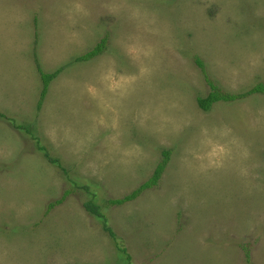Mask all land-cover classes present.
<instances>
[{"label": "rangeland", "instance_id": "rangeland-1", "mask_svg": "<svg viewBox=\"0 0 264 264\" xmlns=\"http://www.w3.org/2000/svg\"><path fill=\"white\" fill-rule=\"evenodd\" d=\"M199 58L263 82L264 0H0V264H264V95Z\"/></svg>", "mask_w": 264, "mask_h": 264}, {"label": "trees", "instance_id": "trees-1", "mask_svg": "<svg viewBox=\"0 0 264 264\" xmlns=\"http://www.w3.org/2000/svg\"><path fill=\"white\" fill-rule=\"evenodd\" d=\"M107 41H108V36L104 37L91 51H89L86 54L78 57L76 60L88 62L92 59L99 57L100 55H102L103 53L106 52ZM196 64L198 65L199 68H201L202 73H204L206 83H208V86L210 88V91L206 96H198L196 98L197 105L203 112H210L213 109V107L219 103L233 104V103L242 101V100H244L250 96L264 95V81L258 82L255 86H253L252 88H250L249 90H247L245 92L233 93V92L225 91L220 86L216 85L213 81L210 80V78L206 74L203 61L200 58L196 59ZM37 69L39 71L41 81L43 84V90L41 93V100H40V103H42L46 94H47V91L49 90L51 83L61 73V69H59L56 72L51 73V74L45 73L42 70V68L39 66L37 67ZM40 106L41 105H39L38 107L40 108ZM2 117H4V116L2 115ZM24 128L26 129V126H19L18 127V129H20V130H22ZM162 155H163V159L157 165V167L153 173L152 178L148 182H145L141 186L140 190L135 191V192L131 193L130 195L125 196L123 199L110 200V204L122 205L125 202H128L130 200L135 199L141 190H145V189L151 187L152 185H155V183L158 182V180L162 176L163 171L167 167V164H168L169 159H170V151L164 150V151H162ZM51 161H53L55 163L54 160H51ZM85 208L90 214L98 216L100 219L105 221L106 217L103 213L100 212V208L97 204L92 203V202H87L85 204ZM105 225H106V222H105ZM105 228L112 233L110 227L105 226Z\"/></svg>", "mask_w": 264, "mask_h": 264}]
</instances>
